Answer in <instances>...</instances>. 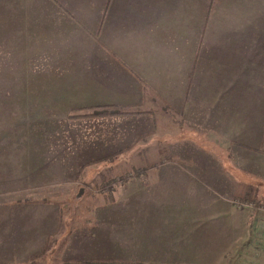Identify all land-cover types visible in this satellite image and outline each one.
<instances>
[{
	"label": "crops",
	"instance_id": "crops-1",
	"mask_svg": "<svg viewBox=\"0 0 264 264\" xmlns=\"http://www.w3.org/2000/svg\"><path fill=\"white\" fill-rule=\"evenodd\" d=\"M250 1L259 4L255 8L264 10V0ZM218 4L219 0L216 1L214 14ZM104 5L105 0H0V139L6 142L12 137L13 122L17 121L12 111L16 100L14 95H17L14 93V74H19L21 79L22 107L27 105L29 108L34 103L38 107L40 104L38 118L34 119L50 125L59 122V108L61 111L62 106L69 105H74L79 111L102 107L136 111L133 115L140 121L154 126L156 123V128L159 125L158 115H161L158 113L163 112L164 121L168 123L164 131L165 151L181 144L187 148L188 155L197 153L207 156L212 163L199 158L189 159L184 164L177 161L158 162L151 169L160 173L161 178L168 181V186L162 185L156 196L151 195L157 202V206L153 204L156 209H150L149 200L152 198L148 200L147 194V198L141 196L140 199L131 194V203L138 200L139 204L135 212L136 205L133 204L126 210L129 217L136 219L139 214L144 219L143 227H148L152 213L155 217L161 215L164 203L172 200L175 209L184 206L192 208V212L189 215L178 212L176 222L162 215L159 217L162 227L175 225L190 228L191 221L187 218L192 220L195 216L196 229H190V232L198 236L218 233L221 226L228 227L224 219L231 218V231L237 232L239 216L243 224L249 225L251 233L258 234L259 229L264 228V211L262 207L258 208L260 203L264 204V88L253 91L252 75L250 69H246L244 72L248 76L237 92L236 82L221 80L219 65L211 68L204 65L206 35L199 43L204 12L195 40L190 39L185 29L180 43L173 50L166 48L163 42L170 36L156 33L157 29H161L158 18L160 10L166 8L165 0H111L106 8ZM155 33L156 36L153 35ZM149 41L159 45L160 53L149 49ZM196 50L195 79L187 93ZM29 74L32 77L36 75L30 85L27 84ZM29 87L37 93H31ZM30 94L37 95V102L27 100ZM166 106L172 109L179 123L172 120L164 109ZM155 107L160 109L157 113ZM119 111L115 115L123 110ZM22 130L28 133L27 129ZM37 133L38 137H49L44 128H37L35 135L31 136L36 137ZM190 138L195 143L189 141ZM7 154H4L5 163L0 169L4 185H10L12 181V165H6ZM37 169L48 170L43 167L33 170ZM210 169L214 172L213 177L206 172L194 175L187 172ZM189 189L193 190L189 192ZM221 190L230 198L221 196ZM113 191H105L110 199L114 196ZM188 192L193 199L189 202ZM83 195L74 193L69 197L67 207L72 215L69 218L76 214ZM236 197L248 201L247 208L237 209L229 205L228 201ZM75 198L77 204L73 206ZM43 207L46 218L43 217V224L37 228H14L13 234L20 237H12L11 242L4 241L1 232L0 264H73L66 261L86 258H132L139 259V264L144 262L139 256H92L94 234L88 231L70 235L67 245L73 246L80 255L72 254V248L69 252L65 250L67 254L62 260V235L72 231L67 228L62 230L58 226V217L51 215L49 205ZM9 229L3 233L8 234ZM86 233L90 240L88 246ZM77 238H81L79 244ZM149 240L155 242L156 237Z\"/></svg>",
	"mask_w": 264,
	"mask_h": 264
},
{
	"label": "rangeland",
	"instance_id": "rangeland-1",
	"mask_svg": "<svg viewBox=\"0 0 264 264\" xmlns=\"http://www.w3.org/2000/svg\"><path fill=\"white\" fill-rule=\"evenodd\" d=\"M165 3L166 8L160 10L158 18V25L161 29H157L156 33L170 36L163 42L166 48L175 50L185 29L189 32L190 39L195 40L206 0H165ZM255 6L259 4H254L250 0H219L216 13L213 14L208 24L203 44L204 65L209 68L219 65L221 80L236 82L237 92L248 76L244 72L246 69H250L252 75L253 91H260V87L264 88V10L259 7L255 8ZM156 33L153 35L156 36ZM149 45L153 53H160L158 44L149 41ZM13 77L14 93L17 95L16 97L14 95L16 100H14L12 111L17 121L13 122L10 142L9 139L6 142L3 138L0 139V169L5 163V153H8L6 155L7 167L9 164L12 165L11 184L4 185V180L0 179V235L1 232L4 234V241L11 242L12 237H20L19 234H13L14 228L20 229L25 226L35 229L42 225L43 217L46 218L43 206L49 205L51 215L55 214L58 217V226L62 230L67 228L68 231H72L70 234L62 235L63 240L60 246L62 260L67 251L73 248L67 245L70 235L79 231H88L94 234L92 256H139L144 260L142 264H264V228L259 229L258 234L251 233L249 225L243 224L239 216L237 232L231 231L233 223L229 218L224 219L228 227L221 226L218 233H203L198 236L190 232V229L191 231L196 229L195 216L192 219L194 224H192L191 217L187 218L191 221L190 228L159 225V217L162 215L176 222L178 212L186 215L192 212V208L187 209L184 206L175 209L173 201L168 198L169 201L164 203L165 209L161 215L155 217L152 213L148 219V227H143L144 219L139 214L136 219L129 217L126 210L132 208L133 204L136 205L135 212L139 204L138 200L136 203L132 200L131 203L133 198L129 196L131 194L138 196V199L141 196L147 198V194L148 200L152 198L149 200L150 209H156L154 205L157 206V202H154L151 195L156 196L162 185L163 187L168 186V181L161 178L160 173H155L156 171L151 169L158 162L177 161L184 164L189 159L199 158L203 162L212 163V159L207 156L197 153L188 155L187 148L181 144H177L176 147L173 145L174 147L169 151H165L164 131L168 123L164 121L166 117L163 112L158 113L161 115H158L159 125L156 128V123L154 126L149 122L140 121L137 116L133 115L137 113L136 111L129 112L124 109H118L123 110L119 115L105 114L100 117L70 118L68 114L90 111L91 108L79 111V108L69 105L62 106L61 111L59 108L61 112L60 117L57 116L59 122L50 125L41 122L43 120L34 119L38 118L37 109L38 107L40 109V104L38 107L35 103L29 108L27 105L22 107L20 104L21 79L19 74H14ZM35 79L36 75L32 77L29 74L27 84L30 85V82ZM35 85L37 86V82ZM29 88L31 93H37L35 89ZM29 99L37 102L39 98L36 94H30L27 100ZM27 100H25L26 103ZM154 109L156 113L160 110L158 107ZM22 115L24 119L21 121ZM37 128H44L49 137H38V133L36 137L31 136L35 135ZM22 129H27L28 133ZM29 130L32 131L29 132ZM148 131H151V134L137 140L128 151L120 153L122 157L113 163L99 160L91 162L83 169L80 176L76 175L83 162L98 159L109 151L122 148L138 135L147 134ZM189 141L195 143L192 138ZM133 166L147 167L145 172L147 174L137 179H129L122 184H116L113 191L114 196L110 199L107 196L108 193L102 191L101 187L107 183L108 179L124 174ZM39 167L48 170H33ZM203 171L190 170L187 172L193 175L206 172L214 176L212 169ZM1 172L3 174V171ZM79 189L82 191L81 194L84 193L83 198L79 202L76 214L69 218L72 216L67 207L69 197ZM189 192L186 194L188 202L193 200ZM221 194L224 198H230L222 190ZM242 199V197H236L228 202L237 209H245L247 203ZM261 207L264 211V204L260 203L258 208ZM139 218L142 221L140 225ZM8 227H10L8 230L10 232L3 233ZM18 232L19 230L16 231ZM85 236H87L86 246H88L89 236L87 233ZM152 237H156L155 242L149 240ZM80 240L81 238H77V244ZM83 248L85 247L81 249ZM73 253L80 255V252L75 249Z\"/></svg>",
	"mask_w": 264,
	"mask_h": 264
},
{
	"label": "trees",
	"instance_id": "trees-1",
	"mask_svg": "<svg viewBox=\"0 0 264 264\" xmlns=\"http://www.w3.org/2000/svg\"><path fill=\"white\" fill-rule=\"evenodd\" d=\"M111 0H105V5L104 7L106 8L108 4L110 3ZM217 0H206L205 8H204V16H203V24L200 30L199 34V43H201V40L203 36L206 35L207 32V27L210 22V19L213 17L214 11H215V5H216ZM196 66H197V50L195 52V57L192 62L191 66V71L189 75V81H188V86H187V93L189 92L191 85L195 79V71H196ZM165 110L172 116V120L177 121L174 117V113L172 112V109L168 106L164 107ZM119 112V110H113L109 109L108 107H102L99 109L92 110L90 112H80V113H73L69 114L68 117L70 118H77V117H86V116H100L102 114H115ZM179 123V121H177ZM151 131H148L147 134L140 135L136 137L132 142L126 144L124 147L119 148L117 150H114L112 152H109L102 157L98 159H92V161H85L83 162L78 171H77V176H80L83 173V169L88 165L91 164V162L95 161H108L113 163L115 160H117L119 157H122V154L124 151L130 149L133 147V145L136 143L137 140L151 134ZM146 172V167L145 166H133L129 171L125 172L124 174H120L117 176H114L110 179L107 180V183L101 187L102 191H107L111 193L116 184L124 183L130 178H139L141 175H144ZM81 190L79 189L75 194L81 195ZM76 199L73 201V206L77 204ZM248 202V201H246ZM72 204V203H71ZM73 210V209H72ZM68 263H121V264H139L141 261L139 259H132V258H86V259H70L66 261Z\"/></svg>",
	"mask_w": 264,
	"mask_h": 264
}]
</instances>
